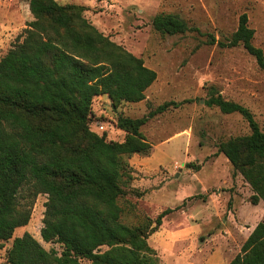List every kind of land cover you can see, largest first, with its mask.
Returning <instances> with one entry per match:
<instances>
[{
	"label": "trees",
	"instance_id": "1",
	"mask_svg": "<svg viewBox=\"0 0 264 264\" xmlns=\"http://www.w3.org/2000/svg\"><path fill=\"white\" fill-rule=\"evenodd\" d=\"M29 3L35 20L0 59V248L30 221L31 210L19 202L28 186L32 200L48 194L41 236L60 243L62 252L47 250L25 232L14 239L7 262L160 264L148 238L174 208L156 219L139 217L135 225L122 221L127 157L152 148L140 130L146 118L120 116L118 126L127 132L123 141L107 140L106 130L100 135L90 128L95 97L106 94L114 106L142 101L157 72L90 23L84 6L57 0ZM152 25L172 35L199 31L172 13L156 14ZM254 35L243 13L229 38L210 35L209 43L242 45L264 69V50L253 43ZM206 103L224 113L240 112L249 122L250 134L222 141L218 152L250 184V200L258 204L264 200V131L250 109L225 99L214 86ZM228 264H264V220Z\"/></svg>",
	"mask_w": 264,
	"mask_h": 264
},
{
	"label": "rangeland",
	"instance_id": "2",
	"mask_svg": "<svg viewBox=\"0 0 264 264\" xmlns=\"http://www.w3.org/2000/svg\"><path fill=\"white\" fill-rule=\"evenodd\" d=\"M57 1L84 6L90 23L157 72L142 101L114 106L104 94L92 103L90 128L102 135L94 122L104 123L107 140H124L120 116L146 118L140 130L152 148L127 157L122 221L135 225L139 217L156 219L174 208L148 238L160 264H228L264 220V200L251 202L252 187L218 152L222 141L250 134L249 122L240 112L224 113L206 101L214 86L225 99L250 109L264 131V69L242 45L210 44L209 36L226 40L247 13L255 29L253 43L264 50V0ZM29 2L0 0V59L24 39L28 23L35 20ZM161 12L175 14L199 31H157L152 19ZM165 103L169 105L159 111ZM47 200L46 193L32 200L28 186L21 190L19 202L31 210V218L3 243L0 264H9L7 252L25 232L47 250L62 252L60 243L41 236Z\"/></svg>",
	"mask_w": 264,
	"mask_h": 264
},
{
	"label": "built area",
	"instance_id": "3",
	"mask_svg": "<svg viewBox=\"0 0 264 264\" xmlns=\"http://www.w3.org/2000/svg\"><path fill=\"white\" fill-rule=\"evenodd\" d=\"M94 125H96V127L101 130V132L106 130L104 123H102L101 121H96Z\"/></svg>",
	"mask_w": 264,
	"mask_h": 264
}]
</instances>
